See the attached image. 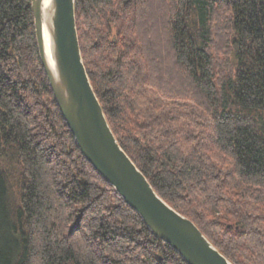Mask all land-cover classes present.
Wrapping results in <instances>:
<instances>
[{
    "label": "trees",
    "instance_id": "trees-1",
    "mask_svg": "<svg viewBox=\"0 0 264 264\" xmlns=\"http://www.w3.org/2000/svg\"><path fill=\"white\" fill-rule=\"evenodd\" d=\"M91 86L156 193L264 264V0H75ZM0 264H187L81 154L31 0H0Z\"/></svg>",
    "mask_w": 264,
    "mask_h": 264
},
{
    "label": "water",
    "instance_id": "water-1",
    "mask_svg": "<svg viewBox=\"0 0 264 264\" xmlns=\"http://www.w3.org/2000/svg\"><path fill=\"white\" fill-rule=\"evenodd\" d=\"M31 0L39 59L59 111L84 158L141 218L149 232L187 264H233L189 218L171 208L121 148L91 86L81 56L75 0ZM51 41L54 71L45 54L43 29Z\"/></svg>",
    "mask_w": 264,
    "mask_h": 264
},
{
    "label": "bare ground",
    "instance_id": "bare-ground-1",
    "mask_svg": "<svg viewBox=\"0 0 264 264\" xmlns=\"http://www.w3.org/2000/svg\"><path fill=\"white\" fill-rule=\"evenodd\" d=\"M50 7H51V0H45L43 3V12L46 14L50 10ZM43 37L45 41V54L47 58V64L49 68L52 71H54V63L51 54V41L46 28L43 29Z\"/></svg>",
    "mask_w": 264,
    "mask_h": 264
}]
</instances>
